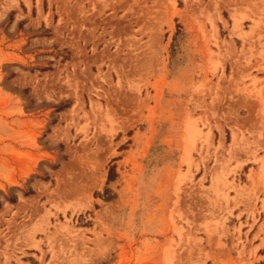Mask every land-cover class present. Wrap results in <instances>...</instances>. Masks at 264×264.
<instances>
[{"label":"rangeland","instance_id":"obj_1","mask_svg":"<svg viewBox=\"0 0 264 264\" xmlns=\"http://www.w3.org/2000/svg\"><path fill=\"white\" fill-rule=\"evenodd\" d=\"M0 264H264V0H0Z\"/></svg>","mask_w":264,"mask_h":264},{"label":"bare ground","instance_id":"obj_2","mask_svg":"<svg viewBox=\"0 0 264 264\" xmlns=\"http://www.w3.org/2000/svg\"><path fill=\"white\" fill-rule=\"evenodd\" d=\"M237 21V20H236ZM239 23H240V21H239ZM236 25V24H235ZM239 25V24H238Z\"/></svg>","mask_w":264,"mask_h":264},{"label":"trees","instance_id":"obj_3","mask_svg":"<svg viewBox=\"0 0 264 264\" xmlns=\"http://www.w3.org/2000/svg\"><path fill=\"white\" fill-rule=\"evenodd\" d=\"M108 198H110V197H108Z\"/></svg>","mask_w":264,"mask_h":264}]
</instances>
